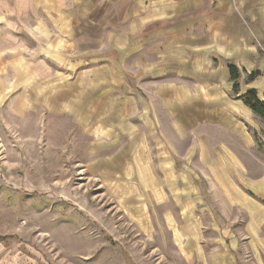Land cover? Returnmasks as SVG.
<instances>
[{
	"label": "rangeland",
	"instance_id": "obj_1",
	"mask_svg": "<svg viewBox=\"0 0 264 264\" xmlns=\"http://www.w3.org/2000/svg\"><path fill=\"white\" fill-rule=\"evenodd\" d=\"M7 1L0 264H264V122L233 103L215 120L222 107L191 92L232 63L264 101V43L252 58L169 57L164 36L105 34L81 3ZM208 145L225 149L214 164Z\"/></svg>",
	"mask_w": 264,
	"mask_h": 264
},
{
	"label": "crops",
	"instance_id": "obj_2",
	"mask_svg": "<svg viewBox=\"0 0 264 264\" xmlns=\"http://www.w3.org/2000/svg\"><path fill=\"white\" fill-rule=\"evenodd\" d=\"M24 1L21 0L22 14ZM34 1L45 6V0ZM9 2L10 0L5 4ZM69 2L71 7L81 3L75 15L86 18L88 22H94L96 25H102L106 29L103 31L105 34H112L116 26H128L129 29L124 27L126 30L122 34L135 35L136 41L139 32L147 34L145 38H140L141 41L147 42L157 36H164V41L171 48V52L168 51L166 54L169 57L252 58L257 54L254 43H264V0H69ZM4 12L0 11V19L4 17ZM75 15L70 13L68 18L71 19L73 16L75 18ZM65 17L66 20L67 16ZM239 18L246 20L240 22ZM159 22L164 24L161 30L152 33L145 31L148 26ZM63 23L67 24V22ZM223 65L215 73L213 69L209 71L211 80L193 84L191 92L196 94L193 98H199L205 106H221L222 110L219 114L206 113L208 116H215V120L220 118L223 121L230 117L231 103H233L232 107H240L253 115L239 99L251 89L242 92L238 89L237 94H234L229 66L235 64ZM216 73H221V80L213 81ZM221 87H225V90ZM230 91L236 98L235 102H231L227 95ZM221 132L222 137L227 134L226 131ZM204 136L209 138L208 133ZM240 138L246 143L245 150L251 153L252 147L247 144L252 142L251 137L241 133ZM206 142L209 144L210 141ZM241 144L237 143L236 154H244L241 152L243 150ZM206 147L209 153L215 155L211 161L213 164L216 163L217 155L225 150L213 149L209 145ZM226 149L230 154H234L233 151ZM236 161L239 163L237 156Z\"/></svg>",
	"mask_w": 264,
	"mask_h": 264
},
{
	"label": "trees",
	"instance_id": "obj_3",
	"mask_svg": "<svg viewBox=\"0 0 264 264\" xmlns=\"http://www.w3.org/2000/svg\"><path fill=\"white\" fill-rule=\"evenodd\" d=\"M229 75H230V82L232 83L233 86V93L237 94L239 89L240 72L234 65H230ZM257 76L258 73L253 71L248 76L247 83L252 82ZM239 99L256 117H258L262 122H264V101H261L257 97V93L254 89L249 90Z\"/></svg>",
	"mask_w": 264,
	"mask_h": 264
}]
</instances>
